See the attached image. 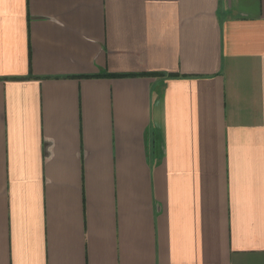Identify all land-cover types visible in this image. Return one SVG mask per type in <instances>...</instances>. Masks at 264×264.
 Returning a JSON list of instances; mask_svg holds the SVG:
<instances>
[{"label":"crops","instance_id":"crops-1","mask_svg":"<svg viewBox=\"0 0 264 264\" xmlns=\"http://www.w3.org/2000/svg\"><path fill=\"white\" fill-rule=\"evenodd\" d=\"M0 264H264V0H0Z\"/></svg>","mask_w":264,"mask_h":264}]
</instances>
